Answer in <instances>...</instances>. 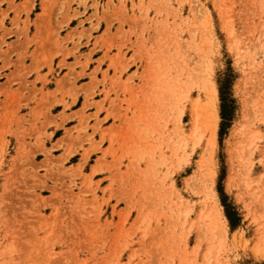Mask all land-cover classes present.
I'll use <instances>...</instances> for the list:
<instances>
[{
    "label": "rangeland",
    "instance_id": "obj_1",
    "mask_svg": "<svg viewBox=\"0 0 264 264\" xmlns=\"http://www.w3.org/2000/svg\"><path fill=\"white\" fill-rule=\"evenodd\" d=\"M66 210L75 264H264V0H0V264Z\"/></svg>",
    "mask_w": 264,
    "mask_h": 264
},
{
    "label": "snow or ice",
    "instance_id": "obj_2",
    "mask_svg": "<svg viewBox=\"0 0 264 264\" xmlns=\"http://www.w3.org/2000/svg\"><path fill=\"white\" fill-rule=\"evenodd\" d=\"M78 224L79 221L76 216L73 215L69 219L66 210L62 219L53 218V231L49 232L47 236H41L42 228L40 231L33 232L31 224L23 226V230L27 233V239L39 238L41 244L47 248L46 258L43 264H75L73 257L84 254L85 249L81 246L76 248V251L73 253V242L79 240L80 244L83 245L87 239L85 233L82 231L78 233ZM53 235L56 236L55 239H52ZM22 247L23 251L20 253L21 259L19 264H24V256L28 251L26 243ZM153 264H155V261H153Z\"/></svg>",
    "mask_w": 264,
    "mask_h": 264
},
{
    "label": "crops",
    "instance_id": "obj_3",
    "mask_svg": "<svg viewBox=\"0 0 264 264\" xmlns=\"http://www.w3.org/2000/svg\"><path fill=\"white\" fill-rule=\"evenodd\" d=\"M103 51H104V48L102 49L101 53H103ZM98 53H99L98 54L99 56H97L98 58L103 56V54H101L100 52ZM55 64H56V59L53 54L51 55L46 54L45 57L37 56L32 62V68L34 69L30 73V80H29V81H33L36 88L38 89L40 88L42 89V91L45 90L46 92H49V94L53 93L54 97L48 98V99H51V102L53 103L51 108L60 104L59 102H55L54 98H59L60 90L63 87H66L71 82V79L64 77L65 74L63 75V74L57 73L56 69L54 68ZM76 71L78 70L76 69ZM55 73L58 76H55ZM49 81L53 83L51 87L47 86V83ZM74 83L77 86L79 82L77 80L76 82L74 81ZM76 100L77 98L75 100L68 99V101H70L71 104L75 103Z\"/></svg>",
    "mask_w": 264,
    "mask_h": 264
},
{
    "label": "bare ground",
    "instance_id": "obj_4",
    "mask_svg": "<svg viewBox=\"0 0 264 264\" xmlns=\"http://www.w3.org/2000/svg\"><path fill=\"white\" fill-rule=\"evenodd\" d=\"M196 8H197V6H196ZM199 9H197V10H199ZM206 94L208 95L207 96L208 97L207 107H208V113H209L208 114L209 117L207 119V125H206L208 130H209L208 146L212 147L215 144V141H216V138H215L216 137V106H215V95H216V92H215L214 89L209 87ZM95 168L96 167L94 166L92 171H95L96 170Z\"/></svg>",
    "mask_w": 264,
    "mask_h": 264
}]
</instances>
